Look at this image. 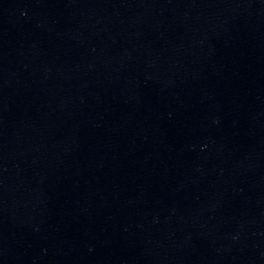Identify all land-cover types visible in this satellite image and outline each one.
I'll return each instance as SVG.
<instances>
[{
  "label": "water",
  "instance_id": "water-1",
  "mask_svg": "<svg viewBox=\"0 0 264 264\" xmlns=\"http://www.w3.org/2000/svg\"><path fill=\"white\" fill-rule=\"evenodd\" d=\"M0 264H264V0H0Z\"/></svg>",
  "mask_w": 264,
  "mask_h": 264
}]
</instances>
